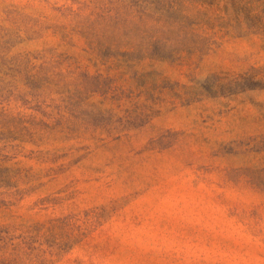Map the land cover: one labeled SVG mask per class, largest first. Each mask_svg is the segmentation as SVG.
I'll use <instances>...</instances> for the list:
<instances>
[{
    "label": "rangeland",
    "instance_id": "1",
    "mask_svg": "<svg viewBox=\"0 0 264 264\" xmlns=\"http://www.w3.org/2000/svg\"><path fill=\"white\" fill-rule=\"evenodd\" d=\"M0 264H264V0H0Z\"/></svg>",
    "mask_w": 264,
    "mask_h": 264
}]
</instances>
